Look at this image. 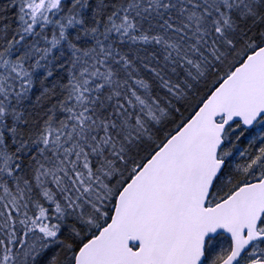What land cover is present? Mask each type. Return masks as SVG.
I'll return each instance as SVG.
<instances>
[{
    "label": "snow or ice",
    "instance_id": "obj_1",
    "mask_svg": "<svg viewBox=\"0 0 264 264\" xmlns=\"http://www.w3.org/2000/svg\"><path fill=\"white\" fill-rule=\"evenodd\" d=\"M0 264H264V0H0Z\"/></svg>",
    "mask_w": 264,
    "mask_h": 264
}]
</instances>
